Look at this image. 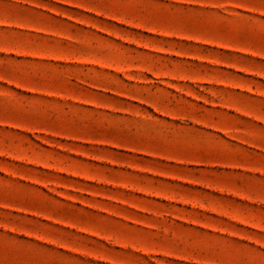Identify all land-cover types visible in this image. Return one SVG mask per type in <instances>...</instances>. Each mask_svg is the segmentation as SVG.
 Segmentation results:
<instances>
[{
    "label": "rangeland",
    "instance_id": "rangeland-1",
    "mask_svg": "<svg viewBox=\"0 0 264 264\" xmlns=\"http://www.w3.org/2000/svg\"><path fill=\"white\" fill-rule=\"evenodd\" d=\"M0 264H264V0H0Z\"/></svg>",
    "mask_w": 264,
    "mask_h": 264
}]
</instances>
